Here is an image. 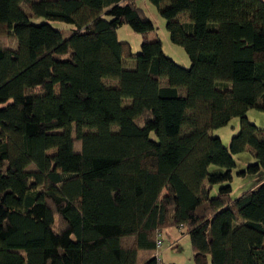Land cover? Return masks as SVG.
Masks as SVG:
<instances>
[{"label": "trees", "instance_id": "1", "mask_svg": "<svg viewBox=\"0 0 264 264\" xmlns=\"http://www.w3.org/2000/svg\"><path fill=\"white\" fill-rule=\"evenodd\" d=\"M137 1L0 0V264H156L167 228L194 264H264V180L234 198L230 185L246 150L238 174L264 172L246 115L264 111V1L147 0L188 68L149 39ZM233 118L224 146L212 131Z\"/></svg>", "mask_w": 264, "mask_h": 264}, {"label": "rangeland", "instance_id": "2", "mask_svg": "<svg viewBox=\"0 0 264 264\" xmlns=\"http://www.w3.org/2000/svg\"><path fill=\"white\" fill-rule=\"evenodd\" d=\"M137 5L143 10L144 14L151 20L154 24L155 29L149 33V39H159L162 44L163 52L166 56L173 59L176 63L181 65L182 67L188 68L190 66V59L184 49L171 42L169 33L166 29L165 23L166 21L159 15L157 8L149 3L147 0H138ZM22 8L30 13L27 6L23 3ZM49 22L53 27L61 31L64 37H67L72 32V25L66 22L60 21H47L42 17L32 16L31 22L33 23H41V22ZM118 39L120 41L128 42L131 46L132 53L136 54L139 52V46L142 40L140 34L135 33L131 30L128 25H122L117 29ZM7 46L10 48L16 47V40L13 36H10L6 40ZM247 117L250 121L254 122L259 128L264 130V111H260L257 109H249L246 113ZM137 123L140 126H145L147 123L141 119L137 120ZM239 130V119L233 118L226 125L214 129L212 131V135L219 136L222 140L224 146H228L231 137L237 133ZM234 160L236 166L232 170V180L230 182L232 191L231 196L237 197L241 193L246 190L254 189L261 181L264 180V172H258L257 174H246L241 176L238 174L239 171L246 168V166L252 162H254V158L249 150H246L242 153L234 155ZM210 170H220L224 171V169L211 166ZM225 183L219 181L218 183L213 184L210 190V196H213L217 193L218 189L224 185ZM207 181L204 182V187H208ZM184 238L178 242L177 253H179L178 259L174 261V264H194L192 260V250L190 245V240L187 234L183 236ZM162 239L168 243V239L162 233ZM174 252V250H166ZM170 252V253H171ZM162 251L160 253V257L162 258Z\"/></svg>", "mask_w": 264, "mask_h": 264}, {"label": "crops", "instance_id": "3", "mask_svg": "<svg viewBox=\"0 0 264 264\" xmlns=\"http://www.w3.org/2000/svg\"><path fill=\"white\" fill-rule=\"evenodd\" d=\"M163 233L169 242L166 243L165 241H163L164 245L161 249V251L163 252L162 260L166 264H174V261L177 260L179 256V253H177L178 242L184 238V230L182 228H167L163 230ZM166 250H174V252H168Z\"/></svg>", "mask_w": 264, "mask_h": 264}, {"label": "built area", "instance_id": "4", "mask_svg": "<svg viewBox=\"0 0 264 264\" xmlns=\"http://www.w3.org/2000/svg\"><path fill=\"white\" fill-rule=\"evenodd\" d=\"M163 239H162V233L161 232H157L156 233V239H155V253H154V257H155V263L156 264H166L162 258L160 257V253H161V249L163 247Z\"/></svg>", "mask_w": 264, "mask_h": 264}]
</instances>
